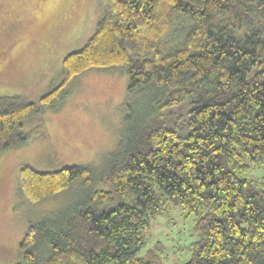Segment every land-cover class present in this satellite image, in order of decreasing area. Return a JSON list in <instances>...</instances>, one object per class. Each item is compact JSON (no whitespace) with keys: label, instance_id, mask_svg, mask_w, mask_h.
Listing matches in <instances>:
<instances>
[{"label":"trees","instance_id":"trees-1","mask_svg":"<svg viewBox=\"0 0 264 264\" xmlns=\"http://www.w3.org/2000/svg\"><path fill=\"white\" fill-rule=\"evenodd\" d=\"M109 66L123 68L128 92L148 89L151 100L139 119L126 103L124 134L95 173L98 186L81 164L19 167L31 203L76 178L88 193L30 223L14 264H155L156 254L139 255L144 231L170 207L195 215L181 264H264V0H105L47 92L0 95V154L26 143L23 120L70 78ZM255 164L260 179L246 176Z\"/></svg>","mask_w":264,"mask_h":264},{"label":"rangeland","instance_id":"rangeland-1","mask_svg":"<svg viewBox=\"0 0 264 264\" xmlns=\"http://www.w3.org/2000/svg\"><path fill=\"white\" fill-rule=\"evenodd\" d=\"M104 2L0 0V95L37 99L47 92L59 77L63 57L91 34ZM185 28L180 23L167 34V47L179 40ZM127 84L120 66L90 68L70 78L49 106L23 120L26 143L0 154V264L20 259L19 243L30 223L88 193L76 178L61 192L31 203L19 191V167L29 164L51 170L81 164L93 170V188L98 186L95 173L101 172L124 134V118L130 113L126 103L134 106L132 116L139 119L151 100L148 89L128 92ZM246 176L260 179L259 166L252 165ZM194 218L181 207H170L151 220L139 251L142 260L156 254L155 264H181L195 237Z\"/></svg>","mask_w":264,"mask_h":264}]
</instances>
